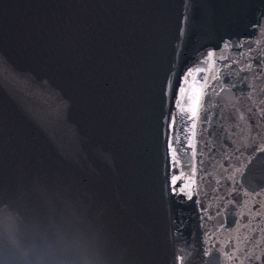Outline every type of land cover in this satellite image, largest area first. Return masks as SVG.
Segmentation results:
<instances>
[{"label": "water", "instance_id": "1", "mask_svg": "<svg viewBox=\"0 0 264 264\" xmlns=\"http://www.w3.org/2000/svg\"><path fill=\"white\" fill-rule=\"evenodd\" d=\"M50 220L106 264H264V0H0V264Z\"/></svg>", "mask_w": 264, "mask_h": 264}, {"label": "clouds", "instance_id": "2", "mask_svg": "<svg viewBox=\"0 0 264 264\" xmlns=\"http://www.w3.org/2000/svg\"><path fill=\"white\" fill-rule=\"evenodd\" d=\"M26 240L25 246L16 244L18 264H106L100 251L67 239L62 226L51 220L43 228L30 230Z\"/></svg>", "mask_w": 264, "mask_h": 264}, {"label": "snow or ice", "instance_id": "3", "mask_svg": "<svg viewBox=\"0 0 264 264\" xmlns=\"http://www.w3.org/2000/svg\"><path fill=\"white\" fill-rule=\"evenodd\" d=\"M210 57L212 54H209ZM190 99H195V105L194 107L191 109V117L193 119H195L198 116L199 113V109H200V99L199 96H195V97H190ZM193 128H195V124H193ZM189 147H194V145L191 143V141L189 142ZM173 162L174 163H178V161L175 160V149H173ZM177 264H182V258H177Z\"/></svg>", "mask_w": 264, "mask_h": 264}]
</instances>
